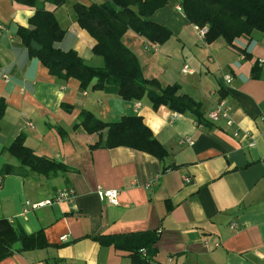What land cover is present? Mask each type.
<instances>
[{"label": "crops", "instance_id": "crops-1", "mask_svg": "<svg viewBox=\"0 0 264 264\" xmlns=\"http://www.w3.org/2000/svg\"><path fill=\"white\" fill-rule=\"evenodd\" d=\"M75 2L100 3L64 0L55 7L65 30L57 45L101 66L103 58L92 52L95 39L76 20ZM179 6L169 0L148 17L170 30L162 44L131 29L122 42L146 78L162 87L178 84L203 116L220 100L228 102L230 125L223 118L200 124L192 111L153 107L147 96L127 100L105 89H83L75 78L58 80L28 55L17 34L35 7L0 0V98L6 103L0 171L4 164L16 171L0 174V218L28 234L43 230L49 244L4 257L0 264H264V33L253 30L232 43L222 36L206 42ZM184 65L191 71L183 72ZM224 74L233 77L228 85ZM82 109L105 122L141 116L166 157L125 146L91 149L98 135L74 127ZM19 134L36 153L70 169L46 177L21 167L6 150ZM98 186L117 189L118 204L100 199ZM67 187L75 191L72 203L36 209L25 204L51 199ZM152 229L160 232L157 253L146 263L92 237Z\"/></svg>", "mask_w": 264, "mask_h": 264}, {"label": "trees", "instance_id": "trees-1", "mask_svg": "<svg viewBox=\"0 0 264 264\" xmlns=\"http://www.w3.org/2000/svg\"><path fill=\"white\" fill-rule=\"evenodd\" d=\"M35 7L28 26H19L17 34L30 57H35L60 81L75 78L83 89H105L123 99L140 100L147 96L153 107L165 104L171 109L184 112L190 110L200 124H211L199 111V103L186 94H180L178 84L162 87L156 79L146 78L135 54L122 42V35L131 29L153 44H162L171 35L170 30L148 17L169 0H104L85 5L76 2L73 6L80 27L94 39L92 52L103 58V65L87 63L76 50L62 49L57 43L65 30L60 27L53 9L64 0H18ZM188 21L198 27H206L204 40L211 42L219 36L229 43L253 30L264 33V0H178ZM41 45L31 46V41ZM248 56V54H246ZM67 108V106H66ZM6 110L4 98H0V120ZM88 133H96L98 139L89 147H130L163 160L166 149L154 137L139 115H124L119 121L105 122L96 118L89 110L82 109L78 122ZM19 134L6 148L21 167L51 177L70 167L62 161L38 154L24 142ZM168 166L164 165L165 170ZM170 167V166H169ZM16 173L11 164H4L1 176ZM168 211L172 205L167 203ZM160 232L157 229L128 234H101L92 236L100 244L113 245L131 251L133 261L146 263L156 253L155 244ZM47 243L43 230L28 234L7 219L0 218V260L14 253L44 248ZM140 249H145V258Z\"/></svg>", "mask_w": 264, "mask_h": 264}, {"label": "built area", "instance_id": "built-area-1", "mask_svg": "<svg viewBox=\"0 0 264 264\" xmlns=\"http://www.w3.org/2000/svg\"><path fill=\"white\" fill-rule=\"evenodd\" d=\"M180 9V6L178 7ZM198 32L200 34V36L204 37V34L207 30L206 27H198ZM183 72H190L191 70L189 69L188 65H184L182 68ZM232 75L231 74H224L223 76V80L225 82L226 85L230 84L232 82ZM230 112H231V106L228 102H226L224 99L220 100L216 106L214 107L213 110H211L210 112H208V114L206 115V119L211 121V122H216L219 119L223 118L225 119L226 124L230 125L232 123V119L230 117ZM235 134H237V132H235ZM262 136L264 137V131L262 133ZM189 140V139H187ZM191 142V141H190ZM253 144V142L251 143ZM184 180L186 182L190 181V178L188 176L184 177ZM96 193L99 196L100 199L102 200H106L109 204H113V205H117L118 204V190L117 189H105L102 188L100 186L97 187L96 189ZM75 197V191L73 188L71 187H67L64 188L62 190H60L56 196H54L53 198H47L38 202H28L26 201L25 204L27 206V208H31V209H36V208H40V207H44L47 205H51L53 203H58L62 200H67L70 203L73 202ZM234 224L231 225V227H233ZM205 243H207V241H205ZM141 254L147 258V254H146V250L145 249H140ZM56 264V263H54Z\"/></svg>", "mask_w": 264, "mask_h": 264}, {"label": "water", "instance_id": "water-1", "mask_svg": "<svg viewBox=\"0 0 264 264\" xmlns=\"http://www.w3.org/2000/svg\"><path fill=\"white\" fill-rule=\"evenodd\" d=\"M31 46L33 47V48H35V49H40L41 48V45L40 44H38L36 41H31Z\"/></svg>", "mask_w": 264, "mask_h": 264}, {"label": "rangeland", "instance_id": "rangeland-1", "mask_svg": "<svg viewBox=\"0 0 264 264\" xmlns=\"http://www.w3.org/2000/svg\"><path fill=\"white\" fill-rule=\"evenodd\" d=\"M91 1H93V2H100V1H102V0H91ZM70 2H71V1H70ZM75 3H76V2H75ZM75 3H74V4H75ZM74 4H73V6H74ZM71 9H72V5H71ZM60 11H61V12L64 11V7H63V6L61 7ZM102 60H103V59H102ZM101 65H103V62H102Z\"/></svg>", "mask_w": 264, "mask_h": 264}]
</instances>
